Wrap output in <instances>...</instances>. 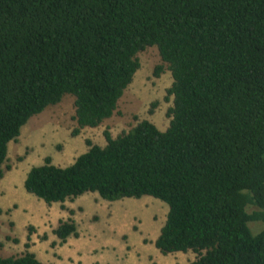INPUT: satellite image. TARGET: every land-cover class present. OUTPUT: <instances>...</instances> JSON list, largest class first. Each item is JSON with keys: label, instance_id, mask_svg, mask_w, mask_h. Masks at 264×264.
I'll use <instances>...</instances> for the list:
<instances>
[{"label": "trees", "instance_id": "1", "mask_svg": "<svg viewBox=\"0 0 264 264\" xmlns=\"http://www.w3.org/2000/svg\"><path fill=\"white\" fill-rule=\"evenodd\" d=\"M149 46L172 77L166 129L146 119L116 137L105 129L106 144L87 140L70 165L32 166L25 190L47 204L152 196L168 207L162 254L264 264V228L248 226L264 222V0H0V166L27 120L65 94L74 134L110 118ZM53 232L65 241L76 226ZM0 264L42 263L25 251Z\"/></svg>", "mask_w": 264, "mask_h": 264}, {"label": "rangeland", "instance_id": "2", "mask_svg": "<svg viewBox=\"0 0 264 264\" xmlns=\"http://www.w3.org/2000/svg\"><path fill=\"white\" fill-rule=\"evenodd\" d=\"M139 67L119 99L114 114L96 127H84L74 134V96L31 116L20 134L8 143L7 158L0 166V256L33 253L42 264H187L192 251L162 254L154 241L164 224L168 207L152 196L106 200L95 192L47 204L28 193L23 185L32 166L49 156L57 166L70 165L88 150L87 140L104 146V130L112 137L129 131L146 119L165 130L172 96L166 89L172 77L158 49L149 46L136 54ZM160 74L155 75L157 66ZM153 102L157 104L150 112ZM255 207H249V211ZM71 220L76 235L61 241L53 230ZM253 234L263 221H251ZM28 243V247L25 244Z\"/></svg>", "mask_w": 264, "mask_h": 264}, {"label": "crops", "instance_id": "3", "mask_svg": "<svg viewBox=\"0 0 264 264\" xmlns=\"http://www.w3.org/2000/svg\"><path fill=\"white\" fill-rule=\"evenodd\" d=\"M32 252H34V251H32Z\"/></svg>", "mask_w": 264, "mask_h": 264}]
</instances>
